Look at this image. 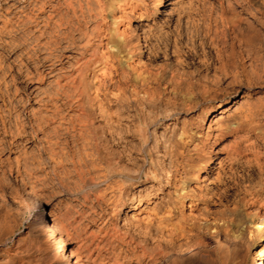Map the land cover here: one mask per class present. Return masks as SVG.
<instances>
[{
  "label": "bare ground",
  "instance_id": "6f19581e",
  "mask_svg": "<svg viewBox=\"0 0 264 264\" xmlns=\"http://www.w3.org/2000/svg\"><path fill=\"white\" fill-rule=\"evenodd\" d=\"M2 1L12 8L3 25L29 27L40 52H33V70L17 67L24 99L32 103L28 124L40 133L37 148L52 170L73 174L74 185L65 187L81 200L71 206L74 214L68 203L32 216L39 184L30 191L10 186V199L0 194V264H231L242 244L231 242L223 209L217 217L209 213L252 171L244 191L250 201L264 202V104L243 92L233 101L218 99L201 119H173V106L160 105L159 88H185L187 96L212 89L214 74L185 66L195 32L202 29L212 43L213 71L230 70L236 49L251 55L264 44V0ZM204 60L193 62L211 69ZM21 128L7 129L11 142ZM260 222L264 228L263 217ZM208 230L223 236L213 234L210 242ZM246 256L249 264H264L263 255Z\"/></svg>",
  "mask_w": 264,
  "mask_h": 264
},
{
  "label": "rangeland",
  "instance_id": "374dc122",
  "mask_svg": "<svg viewBox=\"0 0 264 264\" xmlns=\"http://www.w3.org/2000/svg\"><path fill=\"white\" fill-rule=\"evenodd\" d=\"M6 2L7 1H2L1 2V5H0L1 6L0 7V17H2V18H0V27L2 26L0 28L1 29L0 30V60H1L0 61V118L3 117L2 119H0V127H1L0 128V138H1V140H0V152H2V153H0V161L4 159L3 161L0 162V180H1L0 181V194L3 193L6 198L10 199V196H11L12 190H13L12 189L13 187H15V186L20 187V188L21 187H24L26 190L30 191L31 190L30 188H32V186L35 187V186H38V184H39V186L37 187V189H36V187L34 188V189H36L35 192H34V195L36 194L35 197L38 198V199H40L39 200L40 203L37 206L39 208V212H37V207L33 206V211H28V215L30 214L32 216L33 215H38L39 216V214L40 213H43V212L49 213L50 209H52L53 207H55L56 209L58 207H61L62 208L63 206H66L68 203H70V204H68L69 207H70V211H71L70 213L71 214H74L75 213V208H72L71 209V206L74 205L75 207H77V204H79V201L81 200V197H79L80 195L79 194L77 195V193H75L74 191H72L73 193L70 192L65 187L66 185H69V186L71 185V187L74 185L73 182H72L73 181L72 180L73 174H71L69 172H67V174H65V172L63 170L59 169L58 167L55 168V170H52L53 167H51L52 165H51V162L49 160V157L46 156L48 154H46V152L43 151L42 149L39 150V148H42V146H41L42 145L41 144V139L39 138L40 137V135H39L40 133L39 132H35L33 130V128L31 127V125H29L30 124V122H29V116H28L29 114H27L30 111V109H28V108H31V107H28V106H30V103L31 102H29L26 99H24V98H26L25 97L26 90L23 89L24 87L22 85V82L19 81L20 79L18 78L20 76L19 73L17 72L18 68L23 66L22 67L23 68V71H25L27 69V67L30 68L29 70H31V69L33 70V68H31V67H33L32 65L34 64V61L36 60V57L38 56L36 54L37 53L38 54L40 53V52L34 51L35 49L33 50V48H35L34 47V42H33V40L35 38V34L33 32H31L32 33V35H31V33L29 31L30 30L29 27H27L26 25L23 26L22 24L21 25H17L18 23L17 24H14V21H11V23L8 25V28H6L3 25L4 24L3 23L4 20H6V17L5 16H8L7 17L8 19H11L12 18V17L9 18V15H10L9 12H11L12 8L10 7L8 9V11H7V9H6V6H7ZM20 2H21V0H20ZM3 26L6 28L4 31H2L3 30ZM9 26H11V27L13 26V28H11ZM9 28L10 29H13V30H8ZM199 30H202V29H198L197 32H195V34H194L195 37L193 36V42L194 43L196 42L194 44V48H193L194 52L193 53H186L185 52L183 54V57L185 58V63L187 64V65L185 64V66H187L191 70L196 71L195 73L201 72V73L205 74V73L208 72L210 74V72H211L212 75L213 74L216 75V76L218 75L219 78H221V77L222 78L219 80V83H217L218 82L217 79H219V78L213 75V77H215V79L217 78L216 79L217 82L214 79L215 84L213 83L211 85L212 86V89L211 88L208 89V91L206 93H202L201 92L204 88L202 90H201V88H194L195 92H197L196 90H198V89L201 90V91H198L197 94H195V96H197V97H195V96H187L188 94H186L187 93L186 92L187 90L185 91V88H183V89L181 88L182 90L179 88V90L177 89V90H173V91L172 90H169L168 88H167V90L164 89V88H159L161 90V91H159V93H161V95L163 96L162 97V102L160 103L161 107H163L164 104H166V103H168L171 106H173L172 112H171L173 119L174 118L175 119L176 118H179L180 120H183V119L189 120V119L192 118L193 120H196L195 118L196 117L197 118H200L201 113L202 112H205L210 107L209 105L215 104V102L218 99H221V98H224V97L227 98V99H229L230 101H233L235 98H240L244 93L249 92L250 93V99H251V101L254 100L253 101V102H255L254 104H257L258 101H259V103L257 105H263L264 104V83H263L264 82V80H263L264 79L263 78L264 77V50L263 49L264 48L262 49V47H264L263 46L264 44L262 45V47L260 46L261 44H256V46L259 47L260 49L257 48L254 45L252 47V52H253V50H255V49L256 50H255V52L253 54L251 52V55L248 54V53L246 54L245 52L239 53L238 52L239 51V48L237 47L238 50L236 49L237 52L233 55V57H235V56L237 57V58H235L237 60L233 59L232 64H234V66L233 67H230L231 65L229 66V68H231L230 69L231 71L227 68L228 67L227 66L226 68L228 70L227 69H224V70H226L225 72L222 70L221 72H219V74H217L218 72L215 73V71H213V70H215L214 69L215 58H214L213 47H212V45L210 46V44H212V43L210 42V39L205 35L204 31H199ZM199 43H200V45H199ZM26 49H28V51ZM33 52H35L36 54L33 53ZM196 54H197V56H196ZM192 55L193 56L195 55V56L193 57ZM242 56H243V60H242ZM251 56H252V58H251ZM191 57H193V58H191ZM197 57H199V58L202 57V60H203V57H204V59H205L204 62L209 63L210 65L209 64L208 65H209V67H211V69L209 68L207 70L204 67V64L203 63H201L202 64L201 65L200 62H196V63H195V61L193 62V60L195 58H197ZM234 60L237 61V64H235L236 62ZM261 60H263V63H262ZM21 63H23V64H21ZM211 63H212V65H211ZM160 64H161L160 62H156V65L159 66ZM141 65H142V63H140V66ZM157 67H155V65L152 66V68H157ZM15 73H17V74H15ZM222 73H225L226 75L225 74H222ZM235 73H236V75H235ZM245 74H246V77H245ZM13 75H14V78L16 77L15 79L12 77ZM234 75H235L236 78L235 79L234 78L231 79ZM259 75H260V78H258ZM248 76H249V78H248ZM238 77H240V78H238ZM241 80H242V83L243 84L241 83ZM259 80L262 81V82H260ZM233 81H234V83H233ZM229 82H231L232 84L229 83ZM14 84L17 87L14 86ZM14 88L15 89L17 88V90H15ZM213 88H215V89H213ZM204 91H205V89H204ZM183 92H185V94ZM215 94H217V95H215ZM8 96H9L10 99L8 98ZM19 96H23L22 99L25 101L24 103H23V100H22V102L19 100ZM188 97L190 99H193V100L189 101ZM18 100H19V102H18ZM199 100H201V101H199ZM165 101H166V103H165ZM186 102H187V104L189 106L188 105H185ZM184 107H186L187 109L184 108ZM159 108H158V110H159ZM12 109H14V110L12 111ZM17 113H18V115L19 114L20 115L19 116L16 115ZM216 114H217V112H216ZM13 117L14 118L16 117L15 120H14ZM163 119H164L163 116H161V121H163ZM135 120H136V123H137L139 121V118H136ZM1 121H3V122L5 121V124H7L5 126V130L2 129ZM16 121H17V123H15ZM140 121L142 122L143 120L140 118ZM16 124H17V126L19 128H21V125H22V127L25 130L23 128H21L20 129V131H21L20 136L21 135L22 136L21 137L20 136L18 137L17 142H11V140H12V138L10 136L11 134H10V131L7 130V129H10V126H11V128H15V125ZM30 127H31L32 130L30 129ZM5 131H8V134ZM203 131H206L205 126L203 128ZM26 137H27V139H26ZM6 142H7V144H6ZM9 142H11V143H9ZM17 146H18V148H17ZM31 146H32L33 149L31 148ZM3 147H4V149H3ZM37 147H39V148H37ZM24 150H26V151H24ZM9 154H10V156L7 157ZM29 155H31V157ZM39 155H41V156H39ZM22 156H24V157H22ZM36 156L38 157L37 159H36ZM34 157H35V159H34ZM44 157H45V159H43ZM39 158H40V160H39ZM24 160H25V163L26 164H24V162H23ZM36 160H38V162ZM31 162H32V166L30 164ZM15 163L16 164L18 163V164L16 165ZM12 164H14V165H12ZM25 165H27L26 168H25ZM35 165H36L37 168L35 167ZM7 166L8 167L11 166V167H9L10 169ZM28 167H29V169H27ZM45 167H46L47 170L45 169ZM17 168H19V169H17ZM41 168H43V169H41ZM17 170H19V171H17ZM22 171H24V172H22ZM51 171H52V173H51ZM19 172H20V174H19ZM250 173L251 174L249 175V177L247 176V177L244 178V181H243V179H240L239 178L238 181H237L238 183H234L233 184V186H232V188L230 190L231 193L229 192L228 195L222 197L220 199V201H218L219 203H218V206H216L217 208L214 207V210L212 211V213H209V216L211 214L210 217H212V216L213 217H217V215L219 214V212H218L219 209H221V210L223 209L224 212H222L220 210L221 211V216L220 217L223 219L224 223L227 224V226H228V228H227L228 230L227 231L229 232V234L232 236V239H233V240H231V242L236 243V241H237L238 244H242V245H239L240 248L241 247L245 248V249H243V248L240 249V251L238 252V255L236 256V258L233 260V262L231 264H240V263L241 264H249V259L246 256V255H248L249 251L251 253H256V256H258V257H260L262 255L264 256V241H262L261 243H259L260 235L262 234L261 232L264 231V228L261 227V222H260L261 217L264 218V202L261 201V200L253 201L252 198H251V201H252L251 202L250 199H249L250 196H248L247 192L244 191L245 188H247L248 186H251L253 184V181H254V178L255 177H254L253 171L250 172ZM35 174L38 175V177ZM39 174H41V175H39ZM30 176H32L33 179ZM56 176H58V177H56ZM19 179L20 180L22 179V181H20ZM64 179H66V182L67 183H65ZM3 180H4V183H3ZM247 180L248 181L250 180L252 182L250 183ZM33 181H34V183H31ZM36 181H38V182L39 181H41V182L43 181V182L41 184V182L38 183ZM61 181L65 185H62ZM33 184H35V185H33ZM42 191H44V192H42ZM40 194H41V196H40ZM242 194H244L243 195L244 198H243ZM243 199L246 200V201H243ZM46 201H47V203H46ZM2 203L7 204L4 201H2ZM236 205H238V206H236ZM74 206H72V207H74ZM231 208H232V210L233 209L234 210L231 211ZM225 211H226V213H225ZM228 211H230V212H228ZM31 213H33V214H31ZM222 213H225L226 216L224 214H222ZM256 223H259V224H256ZM254 224H256V226L257 225L258 226L256 228H254L253 227ZM208 231L209 232L206 233V237L210 240V242H213L214 241V239H213L214 236L215 237L217 236L218 238L221 236V233H219V232H215L213 230H212L213 232H211L210 230H208ZM249 231H250V233H249ZM241 233H243L244 236ZM213 234H214V236H213ZM222 236H223V234H222ZM222 236L220 238H222ZM242 250H244V251H242Z\"/></svg>",
  "mask_w": 264,
  "mask_h": 264
},
{
  "label": "snow or ice",
  "instance_id": "6c2138e0",
  "mask_svg": "<svg viewBox=\"0 0 264 264\" xmlns=\"http://www.w3.org/2000/svg\"><path fill=\"white\" fill-rule=\"evenodd\" d=\"M37 212H39V208L37 207Z\"/></svg>",
  "mask_w": 264,
  "mask_h": 264
}]
</instances>
